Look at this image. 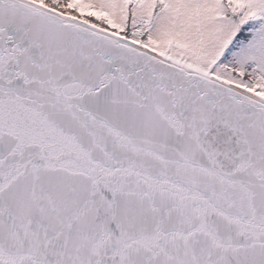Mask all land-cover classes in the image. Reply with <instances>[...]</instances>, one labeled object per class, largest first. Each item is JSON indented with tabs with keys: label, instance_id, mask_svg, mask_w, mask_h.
<instances>
[{
	"label": "snow or ice",
	"instance_id": "6c2138e0",
	"mask_svg": "<svg viewBox=\"0 0 264 264\" xmlns=\"http://www.w3.org/2000/svg\"><path fill=\"white\" fill-rule=\"evenodd\" d=\"M0 264H264V0H0Z\"/></svg>",
	"mask_w": 264,
	"mask_h": 264
}]
</instances>
